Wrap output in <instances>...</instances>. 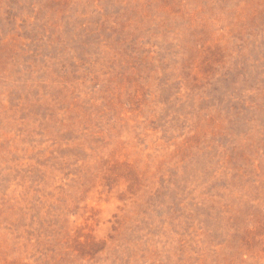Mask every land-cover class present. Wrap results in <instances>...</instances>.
Returning <instances> with one entry per match:
<instances>
[{
  "label": "rangeland",
  "instance_id": "1",
  "mask_svg": "<svg viewBox=\"0 0 264 264\" xmlns=\"http://www.w3.org/2000/svg\"><path fill=\"white\" fill-rule=\"evenodd\" d=\"M0 264H264V0H0Z\"/></svg>",
  "mask_w": 264,
  "mask_h": 264
}]
</instances>
